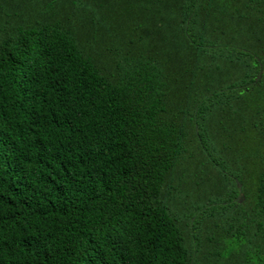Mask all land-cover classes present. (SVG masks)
Segmentation results:
<instances>
[{"label":"trees","instance_id":"1","mask_svg":"<svg viewBox=\"0 0 264 264\" xmlns=\"http://www.w3.org/2000/svg\"><path fill=\"white\" fill-rule=\"evenodd\" d=\"M0 264H264V0H0Z\"/></svg>","mask_w":264,"mask_h":264}]
</instances>
